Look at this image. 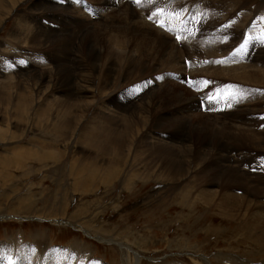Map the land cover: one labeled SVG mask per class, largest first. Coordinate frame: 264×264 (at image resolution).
<instances>
[{
    "label": "rangeland",
    "instance_id": "obj_1",
    "mask_svg": "<svg viewBox=\"0 0 264 264\" xmlns=\"http://www.w3.org/2000/svg\"><path fill=\"white\" fill-rule=\"evenodd\" d=\"M32 1L38 2L44 0H11V3L16 4L15 9L8 17L0 18V80L4 81L5 79V83L0 81L1 84L5 85L3 87L0 84L3 87L0 86V91L3 89L1 93L6 96L5 98L0 93L3 99V101L0 99V160H5L6 156L7 159L11 157L16 158L12 161L14 163L8 167L3 165L2 160L0 161V264H51L47 259H58L63 261L64 264H95L98 262L101 264H227V262L230 264H264V251L260 248L262 243L261 239H259L261 236H264V228L261 229L259 223V219L262 217L264 219V209L261 210V208H264V186L256 184H250L249 186V184H246L248 186L242 185L240 189H231L232 194L236 197L235 201H231L232 203L234 202L235 207L233 215H230L231 218L224 216L217 207L203 205V201L197 197L194 198L195 200H192L193 205L190 204L191 206L188 207L183 203L184 192L173 193L176 187L172 188L173 192H169L168 187H170V183H167V178H164L165 181L164 179L161 181L158 178V173L154 169L157 166L158 160H155L151 153L145 152L140 140L144 137V134L149 135L147 140L150 142H156L158 138H163L167 135L165 120H167L169 102H167V91L165 88L167 90L171 88L174 91L170 85L176 86L179 84L182 87L184 84H187L188 87L190 85L196 88V92H200L203 85V87L206 86V89L204 88L205 92L210 93L211 90H214L212 94H218L215 97H219L220 95L226 98L225 93L229 94L231 89L227 85L218 87L221 89H216L215 80H200L195 85L190 76L185 75L186 77L184 76L182 79L175 78L174 75H178L175 72L167 70L170 59H168L169 51L165 50L163 52L157 51L159 53H156L151 49H146L147 55L153 56L152 61L150 60L149 63L148 60V64L145 65L146 68L145 66H136L137 68L134 69H129L132 66L125 68L123 61L119 62L120 64L118 63L117 67L116 64L111 65L110 68L113 66L114 69L116 68L115 71H117L114 73L115 76L113 75L108 81L104 78V70H107L109 66L100 52H97V56L95 55L97 60H90L89 62L86 59L85 53L79 56V52L71 50L68 57L71 61L67 65L60 64V68L64 67L66 69L72 66L73 70L75 69L74 67L78 70V66H82L83 70L81 71L83 72L77 74L75 84L81 90H84L81 94L78 91H76L78 94H73L77 99H68L69 102L74 99L71 101V104H74L70 105H74L73 110L76 109L73 114V126L64 133L65 139L60 135H50L52 133L50 127L44 129L36 126L34 129L29 128L27 130V124L24 121L20 122L16 119L15 108L3 105L5 99L6 101H10L11 105L14 106L19 95L23 96L25 100L28 98L26 103H31V109L27 112L31 114H35L36 110L43 109L45 105L51 106L55 112L61 110V103L51 105L52 101H56L55 97L59 96L53 85L56 80L54 79L56 77L55 69L59 67L58 65H53L52 58V61L47 58L48 56H54L55 49H59L57 48L58 43L52 42L41 46L40 41L37 40L38 42L34 41L33 44L30 43L27 46L24 41L25 39L17 36L21 31L15 32L13 30L15 25L20 23V21L26 22L28 29L32 28V30L33 25L36 23L37 32L42 28L40 24L42 21L46 28L47 20L41 17H46L51 13H46L43 16L37 13L35 15L37 21L36 17H34V23H31L34 16L33 9H31L33 7ZM46 1L49 2L50 0ZM175 1L171 0L172 5H169V7L172 8ZM235 1L238 4V8L242 9V13H249L250 16L261 13L260 10L258 11L260 0ZM112 2L114 5L119 4V1L116 3V0H112ZM52 3L58 6V10L62 12L63 10L68 11V9L73 10L75 13L77 12L76 14H80L78 17L82 20H90V16L95 14L91 18L92 22H96L95 19L100 18L102 21L97 22L101 26L106 24L105 21L109 19L108 16L114 17L117 13H122L121 10L125 8L119 10L120 7H116L114 10H108L110 8L100 5V0H52ZM146 3H148V0L145 1ZM7 5L10 6V4ZM132 6L135 9L134 13L138 14L142 19H144V10H149L151 13L154 12V10L151 11L145 8L144 5L140 7L138 4H132ZM112 10L118 12L111 14ZM103 11L108 12L104 14L102 13ZM182 11L184 12V10ZM101 14L103 15L99 16ZM52 17L54 16L52 15ZM188 17H190V13L187 15ZM52 20H55L58 32H61V34L57 33V38L55 35L53 36L54 41L71 39V43H73L74 32L62 27L61 23H57L58 21L55 17ZM112 26L115 27L116 24ZM157 27L164 29L160 25ZM81 32L80 35L83 36L87 31L82 30ZM115 33L116 31L113 28L105 36L110 38L115 35V37H118V34ZM31 34H33V31ZM172 35L169 36L173 38ZM14 39L18 41L15 42ZM106 40L99 37V39L94 41L96 46L101 48ZM194 40L196 41V37H194ZM42 42L45 44V39H42ZM48 47L51 50L54 49L53 52L50 51L52 54L49 52ZM80 50L84 52L83 48ZM131 50L129 51L135 55V58L142 57L137 52V48H131ZM228 52L229 55L232 53L231 50ZM158 54H161L160 57ZM233 55L231 60L235 61L237 59L235 52ZM57 58L61 59L60 63L63 62L61 56ZM190 59L192 58L190 57ZM162 61H165L164 65L161 63ZM94 63L96 64L94 65ZM181 65L189 68L191 62L189 60V62L183 64L181 60ZM207 65L210 66L211 63L201 68L204 69ZM23 66L30 72L25 74ZM147 66L152 67L148 68ZM153 67L156 71H154ZM141 68L144 74L140 73ZM110 70L108 69L106 72ZM34 74L45 75L46 88L41 89L42 87L36 81L37 79H31V75ZM39 75L36 76L38 77ZM6 81L9 82L6 83ZM145 84H151V86L155 87L148 94H141L142 96L140 95L134 99L132 104L140 106V109L135 107V111L129 105H125L129 107V112L117 111L115 105L106 99L115 92L127 94L131 91L135 94L133 90H138ZM262 85L264 86V84ZM250 87L251 85H248V89ZM86 88L88 89L86 91H91V94L85 92ZM4 89L7 94H4ZM18 89L19 91H17ZM178 91L179 93L186 94V92L180 89ZM254 92L255 94H264V87L255 88ZM147 95L150 96L147 97ZM195 97L198 99L197 93ZM54 107L57 108L55 109ZM199 107L200 109L197 108L193 114L200 112L203 116L207 114L213 115V112L209 113V111L205 110L206 108L203 103ZM236 108L239 111L244 110L246 112L245 107L243 108L239 105ZM261 109L264 115V107L262 108L261 106ZM132 111L134 113L137 112L136 114L139 119L137 121V128L141 132L137 133V141H134L135 147L127 150L129 153L127 162L129 163L130 161L131 163L135 156L140 155L141 160L137 163V167L143 173L142 175H138L141 181L136 176V173L129 169L130 163L121 168L120 176L117 179L107 178L105 173L93 165L95 160H98V153L89 147L86 139L87 130H90L94 126L93 122H102L108 117L116 118L118 113L123 116H129ZM226 117L230 118V115L220 118L225 119ZM157 118L159 119L156 120ZM160 120L164 121L160 122ZM196 120L198 119L191 117V121ZM146 121H148L149 127L147 126L144 130L141 124H144ZM29 123H32V121H29ZM231 123H233V119H231ZM252 124L251 126L241 125L237 127L245 131L255 132L261 129L260 131L264 132L263 125ZM44 131L49 132V134L44 133ZM191 136H201V139H206V134H191ZM232 143L237 150L245 149L244 151L251 150L259 152L260 155L264 154V143L258 146H254V144L246 142V140H242L240 143ZM178 145L181 144L179 143ZM29 147H31V152L29 153L31 156L21 151L22 148L30 149ZM38 149L54 154L47 155V159L41 160L34 154L36 150L39 151ZM143 150L144 153H142ZM208 151L210 149L206 152ZM56 154L61 155L62 160H60L62 164L60 162V165L67 164L70 167L72 166L69 169V171H72V174L67 176L68 171L65 173H61V171L57 172L56 167L59 165H55L54 163L57 158ZM231 156L234 160H237L236 151ZM189 159L192 161L194 158ZM193 165L190 167L194 175V171L197 170L195 164ZM69 166H66L64 171L70 168ZM145 166L146 168L143 169ZM84 168L88 170L78 171ZM243 168V166H240V169ZM159 171L163 170L159 169ZM90 172L93 173L89 175ZM192 174L190 173V178ZM122 179L123 181H121ZM182 183L184 182L182 181L180 184ZM204 185L205 181L202 183V186ZM218 188L219 186H215L214 190L219 191ZM254 188L258 190L255 191ZM243 201L244 203H242ZM246 202L249 204H246ZM252 203L257 207L252 205ZM235 205H238V209H236ZM251 211L252 213L250 214ZM243 212H246V214ZM240 213L244 214V216ZM241 220L248 221L249 227L252 229L248 230L246 226H243L245 230L240 233L238 230L242 227ZM255 223L258 224L256 225ZM261 227H264V224ZM40 240L43 243L41 247L37 245V242ZM42 250L45 254L44 257H42ZM73 255H77L78 257H73ZM70 256L77 263L75 260V263L66 262ZM83 258H86L85 261ZM81 261L84 262L81 263Z\"/></svg>",
    "mask_w": 264,
    "mask_h": 264
},
{
    "label": "bare ground",
    "instance_id": "obj_2",
    "mask_svg": "<svg viewBox=\"0 0 264 264\" xmlns=\"http://www.w3.org/2000/svg\"><path fill=\"white\" fill-rule=\"evenodd\" d=\"M117 1H119V4L114 5L112 0H100V5H102L105 8H110L108 10L111 9L114 10L116 7H120L119 8L120 10L121 8L123 9L125 7L123 10H121L122 13L120 14L117 13L118 11L112 10L111 14L117 13V15H115L114 17L108 16L109 19L107 20L105 19L106 24L103 26L99 25L100 23L98 24L97 22V21H102L100 18L99 19L96 18L95 19L96 22H92L91 18L94 17L95 14L90 16L91 17L90 20H86V19L82 20L78 17L80 14L77 15L76 14L77 12L75 13L73 10H69V9L68 11L63 10L64 13L61 10H58V6L53 4L52 0H50L49 2L46 0L38 1V2L32 1L33 7L31 9H33L34 16L32 18L33 21H31V23L32 22L34 23V17H36L35 15L37 13L42 14V16L46 13H51L58 21L57 23L59 24L61 23V26L67 30H72L74 32L73 34L75 35L73 37L74 41L72 40L73 43H71V39H65L62 41L58 40L59 42L57 40L54 41L53 36L55 35L57 38L58 36L57 33L61 34V32L60 31L58 32V29L55 25V20H52L54 17H52L51 14H48L46 17H41L47 20V24L45 28L44 22L43 21L40 22L42 28L39 29L38 32L36 31V27H37L35 26L36 23L33 25L34 26L33 30L32 28L28 29L27 26L28 24H26V22L23 23L21 21L20 23L16 24L15 27L13 28L15 32L21 31L18 33L17 36L22 37V39H25L24 41L25 44H27V46L30 43L33 44L34 41L37 40L40 41L41 46L47 45L52 42H55L56 44L58 43L57 48L59 49H55L54 56L47 55L48 56L47 58L48 60L51 61L53 59V63H54L53 65H58L59 67L55 69L56 77H54V79L56 80L55 83L53 84L55 91L57 94H59V96L57 98L55 97L56 101H52L51 105L61 103L60 105L61 110H57L55 112V110H53L51 106L45 105L43 109L36 110L35 114H31L27 112L28 110L31 109V103H26L28 98L25 100V98L21 95L18 96V100L17 98H15L17 101L14 104V106L11 105L10 101H6V99L3 102V105L6 107L15 108L16 119L20 122L24 121L25 124H27L26 126L27 130L29 128L34 129V127L36 126L44 129L50 127L52 129V133H50V135H60L64 137L65 135L64 133L67 132L73 126V114H74V110L76 109L73 110L74 105L73 106L71 105L74 103L71 104V101L77 99L73 94H78L76 93V91L80 92V94L84 92V90H81V88L77 87V85L75 84L77 74H81L83 72L81 71L83 70V67L78 66L79 67L78 70L76 67H74L75 69L73 70L72 66L71 68L66 66L67 67L66 69L64 67L60 68V64L67 65L71 61V59L68 58L71 50H76L77 53L79 52L78 54L79 56L82 53H85L86 59L89 62L90 60L91 61L95 59L97 60L95 55L97 56V52H100L103 58H105L107 61V64L109 66L108 69H111L108 72H106L108 69L104 70L105 72L104 78L107 81L110 80V78L117 71V70L115 71L116 68L114 69L113 66L112 68H110V66L113 64H116L117 67V64L123 61L125 68L129 66H132L129 67V69L137 68L136 66L144 67L146 64H148V60L150 63V60L153 57L151 55L149 56V54L147 55L146 49H151L153 52L156 53H159L157 51L163 52V50L167 52L169 51L168 59H170L169 61L170 64L167 70H169L170 72H175L178 76L171 74L174 75L175 78L182 79L185 75L190 76L193 82H195V85L196 82L200 80H206V81L215 80L214 83L216 89H221L218 87L227 85L231 90L229 94L225 93L227 98L220 95L219 97H215L218 94L216 95L212 94L214 90H211L210 93L208 92L209 93L208 94L204 90L206 86L203 87V85L202 86L200 85L201 86L200 92L199 91L196 92V88L190 85L188 87L187 84H184L182 87L179 84L176 86H171L169 84L170 87H172L175 92L172 91L171 88L168 90L165 88V90L167 91V102H169L168 104L169 110H167V120H165L167 135H165L163 138H158L156 142H150L147 140V137L149 135L144 134V137L140 139L141 144L143 145L145 152L151 153V155H153V158L155 160H158L157 166L159 167L155 166L154 169L157 171L158 178H160L161 181L162 179L167 178V183H170V187H168V191L173 192L172 188L176 187V190L173 193L179 191L184 192V196H183L184 205L190 207L191 206L190 204H192L193 202L192 200L197 197L201 201H203L204 203L203 205H207L208 207H212V206L217 207L221 210L224 216L231 218L230 215L231 216L233 215V209L235 208L234 202L232 203L231 201L236 200V197L231 192L232 190L240 189L242 185L248 186L246 184H249V186L250 184L264 186V175H263L264 154L260 155L259 152L251 151V150L244 151L245 149L237 150L235 149L234 144L232 143V142L240 143V141L242 140H246V142L252 143L254 144V146H258L264 143V132L260 131L261 129L259 131L252 132V131H245L237 127L241 125L251 126L252 123H256L257 125H263L264 127V115L262 114L263 112L261 109V106L262 108L264 107V94L263 93L255 94L254 92L255 88L264 87L262 85L264 84V0L259 1L260 5L258 6V11L260 10L261 13H257L252 16H250L249 13H244V12L242 13L241 12L242 9L238 8V4L236 3L235 0H180V1L176 0L177 2L175 1L172 8L169 7V5H172L171 0H148V3L146 4L145 1L147 0H139V2H137V0H122V1L116 0V3ZM131 2L133 5L138 4V6L140 7L141 5H144L145 8H148L151 11L154 10V12L151 13L149 10H144L143 13V17L145 19L144 21V19H142L138 14L134 13L135 9H133L134 6H132ZM7 4H10V6ZM15 6L16 4L11 3V0H0V18L8 17L15 9ZM162 9H166V10H162ZM182 10H184V12ZM106 12L108 11H103L102 13L105 14ZM189 13H190V17L187 18V15ZM102 15L103 14L99 16ZM35 19L37 21V17ZM113 24H116V26L113 27L112 26ZM152 25L156 28H154ZM158 25L164 27V29L157 27ZM113 28L118 34V37H115V35L114 37L111 36L110 38L108 36H105ZM82 30L87 31L86 33L83 34V36L80 35V32ZM32 31L33 34H31ZM171 34H173L172 35L173 38L170 37ZM99 37L107 39L103 47L101 48L97 47L94 41L99 39ZM194 37H196V41L194 40ZM42 39H45V44L44 42H42ZM14 40L15 42L18 41L17 39ZM81 48H83L84 52L80 50ZM131 48L133 49L137 48L138 49L137 52L142 57L135 58V55L131 54V52L129 51L131 50ZM48 50L49 52L54 51V49L51 50V48L49 47ZM230 50L232 51L233 54L235 52V55L237 56V59H235V61L231 60V58H233L234 55L232 53L229 55L228 51ZM164 54L166 55V53ZM153 55L155 56V54ZM59 56L63 58L62 63H60L61 59L57 58ZM189 56L192 59H190ZM181 60L183 61V64H185V62H189L190 60L191 65L189 66V68H187L186 66H182ZM164 62L165 61H162L161 63L163 64ZM208 63L209 64L211 63V65L210 66L207 65L208 67L206 66V68L204 69L201 68ZM95 64L96 63H94V65ZM198 66L200 67L198 68ZM120 67H122V65H120ZM147 67L150 68L152 66L150 67L147 66ZM23 68H25L24 71L25 74L30 72L28 69H26V67L23 66ZM74 71L75 73H73ZM154 71L156 70L154 69ZM140 73L144 74L142 68ZM36 75L39 74L31 75L32 76L31 79L32 80L37 79L36 81L42 87L41 89H43L45 87V77H44L45 75L44 76L39 75L40 77L39 76L37 77ZM120 75L122 76L121 73ZM2 82L5 83V79ZM7 82L9 81H6V83ZM248 85H251L249 89H248ZM4 86L5 85H3V87ZM153 87L155 86H151V84L150 85L145 84L140 89L133 90L135 94L129 91L132 89H129L128 90L129 92L127 94H122L121 92H117V93L115 92L112 93L113 95L111 96L109 95L110 97L107 98L105 96L104 97L115 105L117 111L121 110L123 112H129L128 109L129 107H133V110L135 109V107H138L140 109V106H136L132 104L134 102V99L140 96L141 94H148ZM178 89H180L183 92H186V94L179 93ZM21 90L24 89L22 88ZM86 90H88L87 88L85 89V92L91 94V91L89 92ZM1 91H3V89ZM4 91H5L4 94H7L5 89ZM17 91H19V89ZM196 93L198 94V99H196L195 97ZM1 96L6 98V96H4L2 93ZM148 96L150 95H147V97ZM71 98L74 99L69 102L68 99ZM0 99H2V97ZM67 100L69 104L67 103ZM201 103H203V105L205 106L206 108L205 110L209 111V113L213 112V115L207 114L203 116V114L200 112L198 114L195 113L193 114V112L197 110V108L200 109L199 106ZM125 105H129V107H126ZM239 105L242 106L243 108L245 107L246 112H244V110L242 111L237 110L236 107H238ZM132 112L130 113L129 116H125V115L123 116L118 113V116L116 115L117 116L116 118L108 117L106 120L102 122L96 120L97 122L100 123L93 122L94 126H92L90 130H87L86 139L89 143V147L93 151L98 153V160H95L93 165L98 170L105 173L107 178L110 177L114 180L117 179L120 176L121 168H123L126 164L130 163V161L129 163L127 162V158L129 157V153L127 150H130L132 147H135L134 141L136 140L137 133L139 134L140 131V130L138 131L137 128V124H138L137 121L139 120L136 114L137 112L136 113L134 112L132 113ZM153 115L156 116L154 113ZM227 115H230V118L229 117H226L228 119L220 118ZM191 117L198 120L191 121ZM159 118H157L156 120H158ZM231 119H233V123H231ZM29 121H32V123H29ZM161 121L164 120H160V122ZM141 125L143 126V128L142 127L141 128L145 130L149 125V123L148 121H146L144 122V124ZM44 133L49 134V132L47 131H44ZM191 134H206V139L205 138L201 139V136L193 137L191 136ZM65 138L66 137H64V139ZM179 143L181 145H178ZM29 148L30 149L22 148L21 151L28 153L27 155H30L29 153L31 152V147ZM208 149H210V151L206 152ZM38 150L39 151L36 150L35 151L36 153L34 154H36L37 157H39L41 160L47 159V155L54 154V153L51 154L49 152L41 151L40 149ZM144 150L142 153H144ZM235 151H236L237 160H234L233 157L231 156V154L234 155ZM58 154H56L57 158L54 161L55 165L57 164L59 165L58 167H56V169L58 170L57 172L61 171V173H65L68 171L66 174L67 176L69 174H72V171L71 170L69 171V169H71L72 166L70 167L67 164L60 165L62 159H61V155ZM5 158L7 159V156ZM14 158L11 157L7 160L6 159L5 160L1 159V160L3 161L2 162L3 165L8 167L14 163L12 162ZM188 158H194V159L191 161V159L188 160ZM140 160H141L140 155H137L135 156L134 160H132L131 163L129 164V169H131V171L136 173V176L138 177L139 180H140L139 178L140 176L138 175L143 174L141 173V170H139L137 167V163L140 162ZM193 164H195V168L197 170L194 171V175L192 174L193 172L190 167V166H194ZM235 164H237V166H235ZM66 166H69L70 168H67V170L64 171V168ZM240 166H243L244 168L240 169ZM145 168L146 166L143 167V169ZM248 168L250 169L248 170ZM159 169L163 171L160 172ZM86 170L88 169L84 168L78 171H86ZM92 173L93 172H90L89 175H91ZM190 173L192 174L191 178H190L191 176ZM249 180L250 181L252 180L251 183ZM121 181H123V179ZM161 181H157V182H161ZM182 181L184 182L182 184L185 185L180 184ZM204 181H205V185L202 186V183ZM215 186H219L218 188L219 191L214 190ZM84 188H86V186H84ZM256 190L258 189H255V191ZM242 203H244V201ZM247 203L248 202H246V204ZM252 205L255 206V204L253 203ZM235 206L236 209H238L237 207L238 205ZM262 209L264 208H261V210ZM261 210L259 209V211ZM243 213L246 214V212ZM251 213L252 211L250 212V214ZM240 214L244 216V214L242 213ZM259 216L261 217V215ZM259 220H260L259 222L260 228L263 229L264 227H261V225L264 224L263 217ZM241 221L240 223H242L241 224L242 227L238 231L241 233V231L245 230L243 226H246L247 229L250 230L251 227H249L250 226L249 222L246 220L242 222ZM243 239L246 240L245 238ZM259 239H261V243H262L261 246L260 245L259 246L262 249V251H264V236H261V238ZM37 245L41 247L43 245L42 240L38 241ZM41 252L43 253V250ZM74 252L76 253V251ZM44 255L45 254L43 253L42 257H44ZM77 255H73V257ZM85 259L86 258H83L84 261ZM74 260L72 256H70L68 261L66 260L65 261L68 263L69 262L75 263ZM47 261H50L51 264H64L63 261H60L58 259H52V260L47 259ZM84 261H81V263ZM95 264H101V263L98 262ZM227 264L230 263L227 262Z\"/></svg>",
    "mask_w": 264,
    "mask_h": 264
},
{
    "label": "snow or ice",
    "instance_id": "obj_3",
    "mask_svg": "<svg viewBox=\"0 0 264 264\" xmlns=\"http://www.w3.org/2000/svg\"><path fill=\"white\" fill-rule=\"evenodd\" d=\"M137 2H139V0H137Z\"/></svg>",
    "mask_w": 264,
    "mask_h": 264
}]
</instances>
